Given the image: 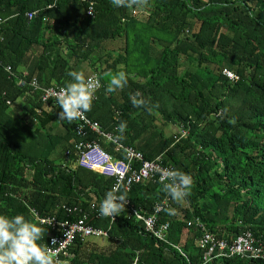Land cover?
Instances as JSON below:
<instances>
[{"label": "trees", "instance_id": "16d2710c", "mask_svg": "<svg viewBox=\"0 0 264 264\" xmlns=\"http://www.w3.org/2000/svg\"><path fill=\"white\" fill-rule=\"evenodd\" d=\"M52 1L0 0V19H5L0 29V213L24 214L42 227L41 243L50 246L51 237L62 230L42 225L37 217L64 218L66 213L57 209L63 202L87 204L96 197L101 203L114 183L113 177L79 166L62 169L53 159L56 147L65 145L64 152L71 149L67 162L73 164L75 144L102 136H78L75 121L59 119L56 100H49L47 109L41 89L21 87L9 76L6 65L24 76L19 69L25 56L39 46L27 79L36 78L44 87L64 86L71 79L68 72L75 70L71 60H89L103 87L88 116L104 130L126 121L123 143L144 160L162 155L163 165L193 177L189 194L173 198L174 214L169 209L160 214V223H170L167 241L145 231L131 212L150 214L168 195L163 183L146 180L120 189L129 204L115 221H92L111 227L108 247L85 252V244L77 241L70 264H203L196 245L199 232L187 223L196 218L228 240L243 232L263 240L264 0H135L131 7L95 0V18L86 16L87 4L75 0L44 9ZM38 9L46 11L29 20L28 12ZM44 14L57 23L44 21ZM73 21L79 30L72 37L52 38ZM118 71L128 75V83L106 94L110 74ZM137 91L147 102L140 107L131 101ZM21 99L23 112L7 103ZM102 144L125 159L126 152L116 151L112 142ZM208 264L264 260L233 256Z\"/></svg>", "mask_w": 264, "mask_h": 264}, {"label": "clouds", "instance_id": "9594fccd", "mask_svg": "<svg viewBox=\"0 0 264 264\" xmlns=\"http://www.w3.org/2000/svg\"><path fill=\"white\" fill-rule=\"evenodd\" d=\"M59 1H61V0H53L44 9H51L52 10V9L56 8L57 3ZM93 1L95 2V14L93 16L88 15L87 5L85 6V14L89 18H95V16H96V11H97L96 10V4H97V2L95 0H93ZM133 2H135V0H112V3L115 7H124V6L131 7ZM34 11L43 12L46 10H43V9L39 10L38 9V10H34ZM135 12L139 13V10L135 9L134 14H137ZM44 17H48L50 19V20H48V22H50L52 24L57 23L56 18H54L53 16H50L48 14H44ZM19 76L27 78L26 76H21V75H19ZM68 76H70L71 79L68 80L64 86L51 85V86H47V87H62L59 90L57 97H56V102L58 103L59 107L62 109L59 112V119L72 122V121H75L78 118H80L84 113H87V112L92 110L93 102H94L96 95H97L96 93L103 86H101V83H102L101 80L98 77H96L97 76L96 73H93L92 75H86L84 70H79V71L72 70V71L68 72ZM16 80H17V84L19 86L24 87L23 85H21L18 82V79H16ZM28 80H31V79H28ZM127 83H128V75L124 71H118V72L110 74V78L108 80L107 87H106V94L115 92L118 89H123ZM26 86H30V85H26ZM35 90H38V89H35ZM41 90L43 91V89H41ZM131 101H132L133 105L136 107L143 106L147 103L146 100L144 98H142V94L139 91H137L134 94H131ZM7 103L10 106H12V105L14 106V104H15V103L13 104V102H11L10 100H7ZM43 103L45 105H47L46 102L43 101ZM126 129H127V122L126 121H121L119 124L115 125L112 129H108V130L103 129L106 132L117 134L119 136V142H120V145H122V147L118 146L119 144L108 140L103 135H99L98 133L97 134L99 136H102L100 138L102 141L105 140L106 142H112L115 145L116 151H119V152L123 151L125 153V150H124L125 147H133V146H127L125 143H123L121 141V138L122 137L124 138V135H125L124 133H125ZM100 139H93L90 141L84 140V141L88 142V143H94V142L98 143L99 146L101 147V149L104 150L105 152H107L114 160H126V156H125V159H119L115 156V154L107 151L104 148L102 141ZM78 143L75 144V146H74V148H75L74 154L76 155V158H75L73 164H68V162H67L68 160L71 161V154H70L71 149L67 148L66 151L64 152V157H65L64 161L65 162H62L60 164L62 169H68L69 170V168L67 166L72 167V168L79 166L83 169L97 171V172H99L102 175L107 176V177H113L114 183L112 185V189L106 193L105 198L101 201V203L96 199V197L92 198L93 200H91L87 204H83V203H81V204H68V203L63 202V203L58 205L59 207H57V209L63 210L66 213V216L62 219H60L56 215L48 217V218H55L58 222L62 221V220H66V219H71V220L76 221V220H79V218L81 217V215L83 214L84 211H89L90 216L88 218V221H86V224L89 226H92L94 229H99L102 232L94 233V234L92 233L91 235H88L85 237L77 236L75 238V240L66 249V251H64L60 254V256H59L60 259H58L54 254L53 248L51 246H49L48 243H41V241L43 239L44 230L36 222H33L32 220L28 219L24 214L8 215V214L0 213V264H70L69 259L71 257H73V255H74L73 253L70 252V249L72 248L73 245H75V243L77 241L78 242L80 241L84 244L89 242L92 245L94 243V241L90 240L91 238H95V239L104 238L108 241V245H109V239L111 238V232H110L111 227L105 228V227L97 226V225H94L92 223V221L94 219H101L102 217H111L112 220L115 221V216L119 215L121 213V211L123 210V208L125 207V205L129 204V200L126 199V191L120 190L122 187H124L125 189H126V187H125V185L121 186L119 183L117 185H115L116 184V177L104 174L100 169L86 168V167L81 166V164L79 162L80 151L77 149ZM53 159L55 160V158H53ZM138 163H137V165H138ZM160 179H161V182L158 179H156V177L155 178L151 177L149 179H143L141 182L146 181V180H153V181H158L160 183H163V191L168 194L167 196L172 197V204H171L170 208L173 207V202H174L173 198L179 200L183 197H186L189 194L191 186L193 184V177L190 174L185 173V172L180 171V170H165L161 174ZM138 183H140V182H138ZM135 184H137V183H135ZM129 189H126V190H129ZM166 197H164V198H166ZM158 202H160V201H158ZM64 205H66L68 207L78 206L82 210V212L70 213L63 207ZM170 208H167V209H169V213L174 214ZM167 209H165V210H167ZM156 210L157 211L160 210L159 206H157ZM134 211H138V210L131 211L134 214V216L136 217ZM180 213L181 212H179L178 215ZM160 214H159V217H160ZM145 215H149V214H145ZM44 218H47V217L41 218L39 216V217H37V221L41 222L42 225H48V224L42 222V219H44ZM136 219H138V218L136 217ZM196 219H200V218H196ZM195 220H189V221H195ZM200 220L203 221L202 219H200ZM140 221H142V220H140ZM189 221H187V223ZM48 226H51V225H48ZM143 226H144V224H143ZM189 227H192V226H189ZM206 227L209 230H211L207 225H206ZM169 228H170V226H169ZM195 229H197V228L195 227ZM168 231H169V229H168ZM197 231L200 232L198 229H197ZM243 233H245V232H243ZM56 236H58V235H56ZM198 236H199V234H198ZM219 237H221V236H219ZM221 238L227 239L226 237H221ZM232 240H234V239H232ZM232 240H229V241H232ZM263 240H264V238H263ZM53 244H55V241H53ZM108 245L104 246V247L107 248ZM196 245H197V240H196ZM104 247H102L100 251H103ZM197 247H198V245H197ZM94 250H99V249L97 248ZM223 258H232V257H220V258H216V259H223ZM216 259L211 260L208 263H211V262L215 261ZM202 260H203V258H202ZM256 260H261V259H256ZM262 260H264V259H262ZM208 263H206V264H208ZM135 264H136V262H135Z\"/></svg>", "mask_w": 264, "mask_h": 264}, {"label": "built area", "instance_id": "2783aa9c", "mask_svg": "<svg viewBox=\"0 0 264 264\" xmlns=\"http://www.w3.org/2000/svg\"><path fill=\"white\" fill-rule=\"evenodd\" d=\"M87 4V13L90 16L95 14V2L93 0H75ZM38 11H30L27 14L29 20L34 19ZM45 21L50 20L48 17L43 18ZM5 21L0 19L1 23ZM1 33V31H0ZM3 37L0 34V41ZM1 64V58H0ZM6 70L18 79V82L23 85H30L34 89H43L42 100L48 102L49 100H56L57 94L62 87H44L36 78L28 80L25 77H20L14 73L11 66L6 65ZM230 77L234 78L235 75L229 71H225ZM97 77V76H96ZM102 86V83H101ZM76 121V133L80 137H85L89 132H95L103 135L108 140L113 141L120 145L119 136L117 134L106 132L102 129L98 121L92 120L87 113H84ZM80 151L79 162L81 166L86 168L100 169L104 174L116 177V184L125 185L129 189L133 184L141 182L143 179L155 178L161 182V174L165 170H172L162 164V155L154 160H144L143 155L137 152L133 147H125L126 160H114L107 152L101 149L98 143H88L80 141L77 145ZM142 162L139 168L137 163ZM172 204V197L167 196L162 201L157 202L151 214L145 215L139 211H134L136 217L143 221L144 228L147 232L153 234L161 241H167V231L169 229V222L160 223L159 214ZM157 206L160 210L157 211ZM68 212H82L78 206L68 207L63 206ZM90 214L89 211H84L79 220L66 219L57 221L55 218H44L43 223L51 225L54 229L58 226L62 230V234L53 236L51 238V247L53 248L55 256L60 259V254L69 247L77 236L85 237L92 233L102 232L99 229H94L92 226L86 224ZM189 226L196 227L200 232L197 238V245L202 252L203 263L206 264L211 260L220 257H233L238 256L246 259H264V240H256L250 232H245L238 236L236 239L229 241L228 239L219 237L216 233L209 230L205 223L200 219L189 221ZM55 241V244H53ZM63 242V243H62Z\"/></svg>", "mask_w": 264, "mask_h": 264}, {"label": "crops", "instance_id": "0c3cea01", "mask_svg": "<svg viewBox=\"0 0 264 264\" xmlns=\"http://www.w3.org/2000/svg\"><path fill=\"white\" fill-rule=\"evenodd\" d=\"M69 26H70V24H69ZM75 30H79V22L78 21H73L72 22V27L71 28L69 27L67 30H63L62 31V29H56L55 32H54V35H52V38L55 37L56 39H61V40L69 39V37H72L75 34ZM72 33H73V35H72ZM41 51H42L41 47L36 46V47L32 48V51L30 53H27V55L25 56L26 58L24 59L23 63L21 64L22 67L19 69V71L21 73H23L24 76H27L33 70V68H34V66L36 64L35 63L36 59H37L36 57H38V54L41 53ZM101 54H103V53H101ZM73 59H75V58H73ZM71 62H72V64H74V69L75 70H77V71L84 70L86 75H92L93 73H96V70H95L96 67L95 66H91L89 60H85V59H81V61L71 60ZM106 67H107V65L105 63H102V67H101L102 72H104V69ZM17 74H19V73H17ZM15 81L17 83V80H15ZM52 85H58V84H52ZM59 86H62V85H59ZM106 87H107V84H106ZM108 98H109V96L107 95V96H105L104 99L107 100ZM19 101L20 102H17L16 105L11 107L15 112H23L22 111V107L25 104V99H21ZM45 106H46V108L48 107L47 105H45ZM48 108L50 109V107H48ZM110 108H111V105H110ZM112 128L107 127V129H112ZM96 244H97V242L95 240H94V243L92 244V246H94V247H91L90 245H88V243H86L85 247H84V251L86 252V251L94 250V249H97V248L99 250H101V247L107 246V245L96 246ZM105 248L106 247H104L103 249H105ZM74 256L75 255H73V257Z\"/></svg>", "mask_w": 264, "mask_h": 264}, {"label": "rangeland", "instance_id": "374dc122", "mask_svg": "<svg viewBox=\"0 0 264 264\" xmlns=\"http://www.w3.org/2000/svg\"><path fill=\"white\" fill-rule=\"evenodd\" d=\"M135 13H137L138 14V12H135ZM196 28H198V24L196 25ZM72 35H73V33H72ZM158 124L159 125H162V123H160V122H158ZM54 125H56L57 126V124H54ZM59 128H60V130L62 129V126L61 125H59ZM54 130V129H53ZM45 131H43V133H44ZM64 147H65V145H58L57 147H56V149H55V151H54V153H53V158H55V162L57 163V164H61L62 162H65L64 160H65V157H64ZM182 204L183 205H187V203L185 204L184 203V201L182 202ZM179 212H182V211H178V213ZM90 240H92V241H96L97 242V244H96V246H103V245H108V241L105 239L104 240V238H102V239H95V238H91ZM99 240V241H98ZM88 243V245H90L91 247H94V246H92L89 242H87ZM170 247H172L171 245H170ZM102 248V247H101ZM174 248V247H173Z\"/></svg>", "mask_w": 264, "mask_h": 264}]
</instances>
